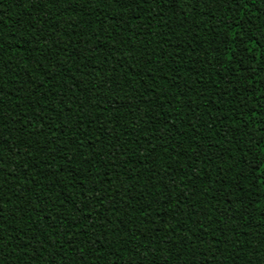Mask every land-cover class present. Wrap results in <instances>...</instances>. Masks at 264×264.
Here are the masks:
<instances>
[{
	"label": "trees",
	"instance_id": "trees-1",
	"mask_svg": "<svg viewBox=\"0 0 264 264\" xmlns=\"http://www.w3.org/2000/svg\"><path fill=\"white\" fill-rule=\"evenodd\" d=\"M0 264H264V0H0Z\"/></svg>",
	"mask_w": 264,
	"mask_h": 264
}]
</instances>
